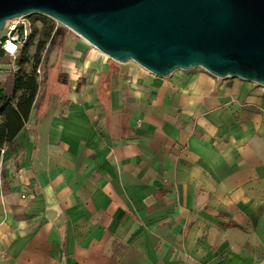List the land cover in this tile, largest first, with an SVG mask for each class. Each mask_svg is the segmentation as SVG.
I'll list each match as a JSON object with an SVG mask.
<instances>
[{"label":"crops","instance_id":"1","mask_svg":"<svg viewBox=\"0 0 264 264\" xmlns=\"http://www.w3.org/2000/svg\"><path fill=\"white\" fill-rule=\"evenodd\" d=\"M54 46L0 153V264H264V87Z\"/></svg>","mask_w":264,"mask_h":264},{"label":"water","instance_id":"2","mask_svg":"<svg viewBox=\"0 0 264 264\" xmlns=\"http://www.w3.org/2000/svg\"><path fill=\"white\" fill-rule=\"evenodd\" d=\"M30 15L160 78L200 68L264 87V0H0V32Z\"/></svg>","mask_w":264,"mask_h":264},{"label":"trees","instance_id":"3","mask_svg":"<svg viewBox=\"0 0 264 264\" xmlns=\"http://www.w3.org/2000/svg\"><path fill=\"white\" fill-rule=\"evenodd\" d=\"M43 26L40 30L39 41L33 56L30 71L20 68L12 78L10 91L0 88V153L1 149L11 143L23 128L29 112L33 106H38L48 94L52 86V79L48 76V69L43 71L41 81H38L36 68L40 64V57L44 46L47 44L46 52L51 50L55 44H61L65 36L70 33L61 26H54L53 21L47 17L39 16ZM36 30L33 29L32 37ZM28 44L24 46L18 55L19 66L28 64ZM1 57H3L1 55Z\"/></svg>","mask_w":264,"mask_h":264},{"label":"rangeland","instance_id":"4","mask_svg":"<svg viewBox=\"0 0 264 264\" xmlns=\"http://www.w3.org/2000/svg\"><path fill=\"white\" fill-rule=\"evenodd\" d=\"M29 17L33 21V29L36 30V33L32 37V40L30 41V43L28 44V49H27V56L29 58L28 64H25L22 67L19 66L20 54L14 58L8 57V56L0 57V88L1 87L5 88L7 92L10 91L12 78L18 69L22 68L25 71L31 70V65L33 63V56L35 54V51L38 45L40 30L43 26V23L41 22V19L39 18L38 15H30ZM54 26L57 27L60 25L59 24L56 25L54 23ZM46 49H47V44L44 46L42 50L41 57H40V64L37 66V68L39 69V73L37 74L38 81L42 80L43 71L48 69L49 65L52 63L51 60H52L53 55L55 54L57 46H54L53 49L47 52H46Z\"/></svg>","mask_w":264,"mask_h":264},{"label":"built area","instance_id":"5","mask_svg":"<svg viewBox=\"0 0 264 264\" xmlns=\"http://www.w3.org/2000/svg\"><path fill=\"white\" fill-rule=\"evenodd\" d=\"M54 23L57 25L56 22ZM32 32L33 21L29 16L7 21L0 32V57L1 55L16 57L20 50L32 40ZM38 73L39 69L37 68L36 74Z\"/></svg>","mask_w":264,"mask_h":264}]
</instances>
